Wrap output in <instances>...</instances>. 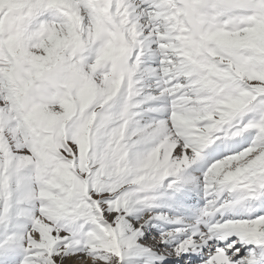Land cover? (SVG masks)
I'll return each mask as SVG.
<instances>
[{
  "label": "snow or ice",
  "instance_id": "6c2138e0",
  "mask_svg": "<svg viewBox=\"0 0 264 264\" xmlns=\"http://www.w3.org/2000/svg\"><path fill=\"white\" fill-rule=\"evenodd\" d=\"M0 264H264V0H0Z\"/></svg>",
  "mask_w": 264,
  "mask_h": 264
}]
</instances>
